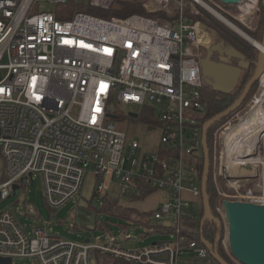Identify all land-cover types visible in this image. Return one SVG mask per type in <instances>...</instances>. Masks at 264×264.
I'll return each instance as SVG.
<instances>
[{
	"label": "built area",
	"instance_id": "1",
	"mask_svg": "<svg viewBox=\"0 0 264 264\" xmlns=\"http://www.w3.org/2000/svg\"><path fill=\"white\" fill-rule=\"evenodd\" d=\"M69 1L0 0V202L17 191L23 195L0 212V257L99 264L97 256L107 255L116 264H179L181 256L194 253L206 264H218L211 244L197 240V228L189 223L203 212L199 161L207 107L201 50L211 39L200 21L185 15L186 8L193 14L200 8L216 11L215 2L175 0L171 9L172 0H153L150 12L178 11L176 19L160 23L139 14L104 18L78 12L58 19L53 11ZM115 1L88 3L109 10ZM44 3L51 7L42 8ZM123 106L153 113L156 123L148 129L162 132L156 151L138 156L137 141L126 148L125 132L112 122ZM245 110L212 134L216 208L225 227L224 200L264 204V171L256 186H249L250 173L237 174L233 182L230 148L248 144L253 108ZM239 159L238 168L249 170V156ZM87 175L94 178L100 207L106 196L139 193L146 186L167 198L154 211L128 219L120 236L106 226L105 237L94 241L66 240L52 233L51 222L31 203L30 188L39 180L44 205L57 211L79 199ZM195 207L199 214L192 212ZM23 218L31 225L22 224ZM155 230L169 240L124 247L126 240Z\"/></svg>",
	"mask_w": 264,
	"mask_h": 264
},
{
	"label": "rangeland",
	"instance_id": "2",
	"mask_svg": "<svg viewBox=\"0 0 264 264\" xmlns=\"http://www.w3.org/2000/svg\"><path fill=\"white\" fill-rule=\"evenodd\" d=\"M75 3L85 2L88 4L89 0H74ZM136 1L140 4H145V10H148V5L153 2V0H117L115 3V7H118L121 3L122 5L126 2ZM190 1V0H185ZM216 4L215 10L219 14H227L231 16L233 19H236L240 22L244 27H246L249 31H255L257 29V21L260 19V2L261 0H252L248 1L247 4L241 2L236 5H225L217 0H213ZM219 6V7H218ZM48 4L44 3L42 8H50ZM177 7L176 1L172 0L170 4V8L174 9ZM201 9V8H200ZM203 9V8H202ZM207 11V10H206ZM221 11V12H220ZM209 12V11H208ZM223 12V13H222ZM137 13V12H136ZM211 13V12H209ZM212 14V13H211ZM213 15V14H212ZM214 16V15H213ZM226 18L224 15H222ZM215 17V16H214ZM217 18V17H216ZM218 19V18H217ZM227 19V18H226ZM221 23H224L220 19H218ZM229 20V19H227ZM230 21V20H229ZM241 21H244L248 26L243 24ZM256 21V22H255ZM231 22V21H230ZM225 24V23H224ZM234 24V23H233ZM227 25V24H226ZM235 25V24H234ZM228 26V25H227ZM237 26V25H235ZM230 27V26H229ZM238 27V26H237ZM231 28V27H230ZM239 28V27H238ZM242 30L241 28H239ZM208 30V28H207ZM234 30V29H233ZM235 31V30H234ZM246 35L251 37L248 33L242 30ZM238 33V32H237ZM210 34V32H209ZM213 35V34H212ZM242 36V35H241ZM243 37V36H242ZM252 38V37H251ZM253 39V38H252ZM255 40V39H254ZM233 52V51H231ZM234 53V52H233ZM236 55V54H234ZM251 96L249 98V102L245 105V111H248L250 108H253L251 114L253 116L254 110L256 107L264 100V82L259 80L257 85L252 89ZM142 114V110H140L136 106H123V108L118 109L117 118L112 119V122L116 125V127L126 134V148H128L129 143L133 141H137L140 144V149L137 152L138 156H141L143 153L148 152L152 153L156 151L157 146L160 143L162 132L160 129H148V125L141 120H136L130 118L127 113L134 112ZM225 121H222L216 128L224 124ZM214 129V131L216 130ZM213 131V132H214ZM264 143V139H263ZM217 151L214 149V146H210V155L211 162H215ZM259 164V163H258ZM256 165L258 168L255 173H258L259 176L263 174L264 166L261 164ZM263 166V167H262ZM244 171V170H243ZM240 176V175H239ZM238 176V177H239ZM244 175H241L243 177ZM258 176V177H259ZM255 177V176H254ZM252 178V182L249 186H256L257 178ZM212 180L214 183V176H212ZM238 180L233 182H237ZM221 182V181H219ZM228 183V182H227ZM215 185V183H214ZM216 187V185L214 186ZM217 189V188H216ZM224 190L229 193L228 188H224ZM44 192L41 188L39 180H37L36 185L30 188L29 198L31 203H35L38 206V210L40 215L46 222H51L50 228L52 229L53 234H58L60 237H63L66 240H74L77 242H84L86 239H91L92 241L95 238L105 237L106 232L102 228H97L95 230H90L89 227H96L97 220L100 219L105 222L106 226L114 233L116 236H120L121 226L127 225V221L119 218V217H110L99 211L102 209L94 197V178L92 175H87L84 185L82 187L80 198L70 202L65 205L61 209L57 210L54 215H52L48 208L44 205ZM23 195L20 191H17L15 196H11L8 199L2 200L0 202V212L9 208H13L18 200L22 199ZM167 198L166 193L158 192L147 197L142 205H136L138 209H146L149 205H157V201H161V199ZM165 200V199H164ZM33 206V205H32ZM194 211H198L197 207H195ZM98 214V218H97ZM137 214V213H136ZM135 214V215H136ZM134 216V215H133ZM100 217V218H99ZM200 222V218L198 220ZM22 224L31 225V220L27 218L22 219ZM223 222V220H222ZM223 224V223H222ZM74 225V226H73ZM134 236H137V232L134 231ZM169 235H164L160 231L155 230L144 238H135L132 240H126L124 242V247H129L132 249H138L141 247L149 246L153 243L168 241ZM224 246L226 254L233 260L236 264H240L230 253L229 244H228V225L225 227L224 225V234L221 241ZM97 260L99 264H115V258L107 255H98ZM13 264H39L37 259H20L17 258L13 261ZM179 264H206L205 260L198 256H181L179 260Z\"/></svg>",
	"mask_w": 264,
	"mask_h": 264
},
{
	"label": "trees",
	"instance_id": "3",
	"mask_svg": "<svg viewBox=\"0 0 264 264\" xmlns=\"http://www.w3.org/2000/svg\"><path fill=\"white\" fill-rule=\"evenodd\" d=\"M116 2L117 0L114 2L113 6L109 10H104V9L92 7L89 5V3L88 4L85 2L75 3L74 0H70L65 5L57 6L53 12L57 16V18L61 20L71 19L78 12H84V13L92 14L95 16H101L104 18H112V17L125 18L133 14H139V15H144V16L155 18L160 23H164L166 21H172L178 17V11H174L172 14H169L163 10H156V11L148 12L147 10H145V4L143 3L140 4L136 1H131V2H126L123 5L121 3L118 7H115L114 5ZM260 13H261L260 20L258 23V27L255 31H249L240 22H238L236 19H233L231 16L225 13L222 15H224L232 23H234L239 28H241L246 33H248L257 42L262 43L263 38H264V4L262 3V0L260 2ZM185 15L193 22L200 21L201 23L205 24L206 27L209 30H211L214 33V35L217 37L218 43H221L223 46L228 47L230 50L234 51L239 57L247 60L246 67H247L248 73L246 74V76L243 78V81L241 82V89H244L249 79L255 73L256 66L258 63V55L260 53L259 49L256 48L250 41L242 37L239 33L234 31L232 28H230L224 23H221L216 17H214L211 13H209L205 9L201 8L198 14H193L189 8H186ZM256 85L257 84H255L254 87ZM202 92H203V96L205 98L206 105H207L206 115L203 118L204 123L210 118L217 115L218 113L227 109L240 94L238 92L236 95H233V97L227 99V98H224V96L221 95L217 90L211 89L207 85H205V87L202 89ZM142 112L143 113L139 114L136 120L144 121L146 124H150V125H154L156 123L153 113L144 114V111ZM115 113L117 117L118 110H116ZM132 119H135V118H132ZM220 123L215 124L208 133L209 148L212 144L213 131ZM210 159H211V155H210ZM203 169H204V157L201 156L200 161H199L200 179L202 178ZM214 186L215 185L212 180V172H211V174L209 175L207 191H208V194L210 195V204L212 207V213L215 218L221 219L219 213L216 211V208H215L218 192H217L216 187ZM154 191H156L154 188L146 186L139 193L127 194L125 196L123 195L122 197L106 196L104 205L101 207L102 209L99 211V213L100 212L105 213L108 216V218L110 216V217H119L122 219H132L133 215H135L138 212V210H136L133 207H129V206L125 207L123 205H120L119 203H120L121 198H124V200L128 202L143 200L146 196L152 194ZM49 212L52 215L56 213V211H51V210H49ZM201 215L203 216V212ZM97 218H98V214H97ZM96 220H97V224H96V227H94V229L106 227V224L104 221L100 219H96ZM189 223H191L193 227L197 228V232L195 233V238L197 240H200V242H201V237H203L208 243L214 244L216 241L217 234L220 233L221 240L218 246L219 254L229 264H236L226 254L224 246L221 243L223 234H224V225L222 223L220 227L217 228L215 225L216 224L215 222L207 220L205 221V224L203 226L202 233H201V221L200 222L190 221ZM116 263H118L117 260H115V264Z\"/></svg>",
	"mask_w": 264,
	"mask_h": 264
},
{
	"label": "water",
	"instance_id": "4",
	"mask_svg": "<svg viewBox=\"0 0 264 264\" xmlns=\"http://www.w3.org/2000/svg\"><path fill=\"white\" fill-rule=\"evenodd\" d=\"M217 1L225 5H236L238 3L244 2L245 0ZM262 3L264 4V0H262ZM211 13L215 17H217L213 12ZM217 18L220 19L219 17ZM224 23L227 24L226 22ZM230 23L234 27H231L228 24L227 25L234 29L236 32L241 31L238 33L242 35L245 39L250 41L256 48H258L260 53L258 55V63L256 66L255 73L246 84L242 94L227 109L210 118L203 125L202 149L204 157V169L201 178V189L203 195V217L201 219V233L203 231V226L205 224L206 219H210L218 225H221V220L215 218L212 213L210 195L207 191L211 166L208 133L215 124L228 117L232 112L236 111L241 106L247 94L264 75V38L263 42L259 43L248 35H246L232 22ZM201 28L205 29L206 25L201 23ZM258 45H260L261 48L258 47ZM242 66H244V64ZM242 66L237 67L226 63H216L214 61H211L210 58L207 57L205 60L202 61V72L204 77H206L208 84L214 90L223 93H231L238 84V80L243 71ZM129 116L135 119L138 118V114L134 112L129 113ZM16 188L17 186L15 185L14 189ZM223 206L228 223V242L230 253L232 254V256L240 264H264V204H257L245 201L224 200ZM90 228L93 229V227ZM220 240L221 235L218 234L215 243L211 244L210 250L212 257L218 264H229L219 254L218 246ZM88 241L89 239L86 240V242ZM201 241L205 244L208 243L203 237H201ZM0 264H13V261L11 258L0 257Z\"/></svg>",
	"mask_w": 264,
	"mask_h": 264
},
{
	"label": "bare ground",
	"instance_id": "5",
	"mask_svg": "<svg viewBox=\"0 0 264 264\" xmlns=\"http://www.w3.org/2000/svg\"><path fill=\"white\" fill-rule=\"evenodd\" d=\"M211 11L217 17H219L222 21L226 22L231 27H234L222 15H220L219 13H217L216 11L212 9ZM238 32H241V31H238ZM258 47L261 48L260 45H258ZM261 78H262V81L264 82V75ZM247 128L249 130L248 144L244 145V143L236 142L235 146L230 148V152H231L230 155L232 159L231 161L232 162L231 164L232 177H234L233 180L237 179L238 177L237 174L250 173L251 176H257L258 173H255V171L258 170L257 169L258 167L256 165L259 163L260 166L261 164L264 166V143H263V139H264V100L256 107V109L254 110L253 116L251 113L249 114V123L247 125ZM245 155L249 156V161L252 164L249 167L250 171L249 170L241 171L238 168L237 162H240L238 161L239 157H245Z\"/></svg>",
	"mask_w": 264,
	"mask_h": 264
},
{
	"label": "flooded vegetation",
	"instance_id": "6",
	"mask_svg": "<svg viewBox=\"0 0 264 264\" xmlns=\"http://www.w3.org/2000/svg\"><path fill=\"white\" fill-rule=\"evenodd\" d=\"M258 10H260V9H258ZM260 20V19H259ZM259 20L257 21V26H258V23H259ZM256 22V21H255ZM206 30H207V27L205 28ZM208 32H210V39H211V42H210V46H208V47H206V48H203L202 50H201V56H202V61L203 60H205L207 57H209L210 58V60L211 61H214V62H216V63H226V64H229V65H232V66H237V67H241L243 64H244V66H242L243 68V71H242V74H241V76H240V78H239V80H238V84H237V86L235 87V89L231 92V93H223V92H220V91H218L221 95H223L224 96V98H227V99H229V98H231V97H233V95H236L238 92L240 93L239 94V96L242 94V92L244 91V89H241V82L243 81V78L246 76V74L248 73V70H247V67H246V62H247V60L246 59H243V58H241V57H239L234 51V53L233 52H231L232 50H230L228 47H226V46H223L221 43H218L217 42V37L214 35V33L211 31V30H207ZM213 34V35H212ZM234 54H236V55H234ZM201 65H202V62H201ZM250 80V79H249ZM260 80H261V78H260ZM204 81H205V84H204V87H205V85H207L209 88H211V89H213L209 84H208V82H207V79H206V77H205V79H204ZM259 82V81H258ZM257 82V83H258ZM256 83V84H257ZM203 87V88H204ZM253 88H254V86H253ZM252 88V89H253ZM252 89H251V91L247 94V96H246V98H245V100H244V102L241 104V106L236 110V111H234V112H232L228 117H226V118H224L222 121H226L231 115H234L235 114V112H237L238 110H240V109H243L244 107H245V105H247L248 104V102H249V98H250V96H251V92H252ZM238 96V97H239ZM238 97L235 99V100H237L238 99ZM204 102H205V105H206V101H205V98H204ZM206 107H207V105H206ZM222 121H220V122H222ZM219 122V123H220ZM212 166V167H211ZM211 166H210V174H211V172H212V176H213V174H214V167H213V163L211 162ZM217 197H218V195H217ZM217 207V198H216V204H215V208ZM216 211H217V208H216ZM218 212V211H217ZM220 215V214H219ZM203 217V216H202ZM202 219V218H201ZM201 219H200V221H201ZM212 221V220H210V219H206V221ZM219 220H221V219H219ZM214 222V221H213ZM221 223H223L222 222V220H221ZM216 225V227L217 228H219L220 227V225H218L217 223L215 224ZM224 225V224H223ZM218 234H220V233H218ZM217 234V235H218ZM221 235V234H220ZM216 238H217V236H216Z\"/></svg>",
	"mask_w": 264,
	"mask_h": 264
},
{
	"label": "crops",
	"instance_id": "7",
	"mask_svg": "<svg viewBox=\"0 0 264 264\" xmlns=\"http://www.w3.org/2000/svg\"><path fill=\"white\" fill-rule=\"evenodd\" d=\"M148 153V152H147ZM158 192H160V191H158ZM157 191H154L152 194H150V195H148V196H146L143 200H138V201H132V202H128V201H125L124 200V198H121V200H120V205H123V206H125V207H133V208H135L136 210H138V211H143V212H147V211H154L155 209H157L160 205H161V203L164 201V199L166 200V198H163V199H161V201H157L156 203H157V205H149L148 206V208H146V209H144V210H142V209H138L137 207H136V205H142V203H143V201L147 198V197H149V196H151V195H153V194H156V193H158ZM120 197L119 195H113L112 194V197ZM194 214H199V212L197 211H192ZM124 220H128V219H124ZM89 229L90 230H94V227H93V229H91L90 227H89ZM183 256H187V257H190V256H196V254H194V253H188V254H186V255H183Z\"/></svg>",
	"mask_w": 264,
	"mask_h": 264
}]
</instances>
